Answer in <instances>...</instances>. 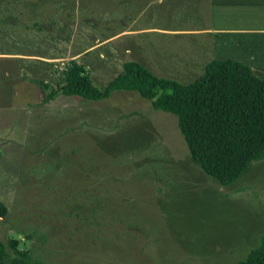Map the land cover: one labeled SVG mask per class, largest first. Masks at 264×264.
<instances>
[{
  "label": "rangeland",
  "instance_id": "rangeland-1",
  "mask_svg": "<svg viewBox=\"0 0 264 264\" xmlns=\"http://www.w3.org/2000/svg\"><path fill=\"white\" fill-rule=\"evenodd\" d=\"M125 1L0 0V106L10 111L0 118V242L17 240L40 264H236L264 233V159L222 186L191 161L176 117L137 93L42 102L48 92L29 81L41 77L37 61L79 54L102 88L132 57L114 53L129 48L119 43L130 37L115 41L122 30L193 28L192 13L135 24ZM173 66L151 72L183 84L202 74Z\"/></svg>",
  "mask_w": 264,
  "mask_h": 264
},
{
  "label": "trees",
  "instance_id": "trees-1",
  "mask_svg": "<svg viewBox=\"0 0 264 264\" xmlns=\"http://www.w3.org/2000/svg\"><path fill=\"white\" fill-rule=\"evenodd\" d=\"M37 62L41 66L28 70H40L41 77L29 81L48 92L42 102L59 95L99 102L114 92L127 91L149 101L155 111L175 116L191 161L222 186L232 185L250 164L264 159V79L241 62L213 60L188 84L159 77L137 62H126L122 72L102 88L78 59L61 66ZM7 213L0 202V218ZM0 264L40 263L19 249L17 240H11L8 245L0 242ZM236 264H264V233L258 246Z\"/></svg>",
  "mask_w": 264,
  "mask_h": 264
},
{
  "label": "crops",
  "instance_id": "crops-1",
  "mask_svg": "<svg viewBox=\"0 0 264 264\" xmlns=\"http://www.w3.org/2000/svg\"><path fill=\"white\" fill-rule=\"evenodd\" d=\"M124 6L122 17H129L135 24L147 21L145 16L149 20L153 18L152 23L156 17L168 19L173 13L177 19L184 20L192 13L194 25L184 29L152 24L133 28L132 25L122 30L115 35V41L130 37L131 41L119 43H129V48L123 45L115 48L114 53L133 57L122 65L137 62L151 71L179 64L182 68L188 65L202 71L213 60H235L264 79V0H129ZM167 36H191L197 41L184 47L170 46L163 38ZM102 43H109V39L104 38ZM78 55L71 58L78 59ZM5 107L0 106V118L6 117L7 122L10 111ZM7 131L3 138L10 140Z\"/></svg>",
  "mask_w": 264,
  "mask_h": 264
}]
</instances>
